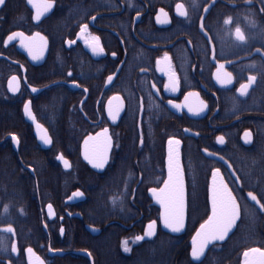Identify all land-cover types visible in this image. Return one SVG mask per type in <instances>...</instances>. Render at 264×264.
Returning <instances> with one entry per match:
<instances>
[{"label": "flooded vegetation", "instance_id": "af4514ba", "mask_svg": "<svg viewBox=\"0 0 264 264\" xmlns=\"http://www.w3.org/2000/svg\"><path fill=\"white\" fill-rule=\"evenodd\" d=\"M178 5L187 16L178 15ZM160 9L171 23L157 24V15L165 18ZM34 15L27 0H6L0 9V228H6L0 229V264H28L29 247L46 264L158 262L150 261L149 246L185 235L163 229L162 209L149 191L163 187L167 178L170 137L182 141L185 233L192 231V238L210 215L211 172L219 167L241 205L236 228L240 239L232 245L235 255L225 259L243 264L245 251L264 250V238L254 239L256 232L264 233V213L247 198L248 191L264 194V0H55L39 22ZM229 18L231 23L225 24ZM201 22L212 44L201 33ZM85 23L91 33L86 39L90 43L91 37H99L103 53L94 55L79 38ZM236 27L245 35L244 44L235 40ZM15 32L46 36L49 45L43 58L33 61L20 38L7 42ZM69 40L76 43L69 46ZM213 45L217 61L235 77L226 88L213 77ZM164 52L180 77L176 92L165 90L167 77L156 70V59ZM249 76H256V82L240 96L237 89ZM10 83H18L19 91L12 92ZM189 91H198L208 105L199 116L167 103H183ZM114 95L124 101L115 123L106 111ZM28 101L35 120L52 139L50 146L40 141L35 124L25 115ZM105 127L114 146L109 164L100 171L83 159L82 149L88 135ZM245 131L252 133L251 143L244 142ZM220 135L224 145L216 139ZM205 149L216 155H207ZM59 155L69 161V168ZM78 190L85 195L73 198ZM151 221L157 223L156 236L137 241ZM125 241L128 253L123 251ZM13 244L19 255L11 252Z\"/></svg>", "mask_w": 264, "mask_h": 264}, {"label": "snow or ice", "instance_id": "6c2138e0", "mask_svg": "<svg viewBox=\"0 0 264 264\" xmlns=\"http://www.w3.org/2000/svg\"><path fill=\"white\" fill-rule=\"evenodd\" d=\"M27 2L32 5L35 10V15L33 19L37 22L48 12H50L53 7L55 0H42V2H37V0H27ZM6 6V0H0V9ZM183 6H177V13L180 16H187V12L182 10ZM207 11V9H205ZM160 12L164 15V19H161L160 15L156 16V22L159 25H165L171 23V20L168 18L167 13L163 9H160ZM92 20H95V17H92ZM231 18L225 20V24H230ZM254 23V22H253ZM89 25L87 23L83 24L80 27L79 38L84 39L88 47H90L94 55L103 53L104 49L99 44V37H91V42L86 39V36H91V33L88 32ZM200 31L205 37H207L208 44H212L213 37L208 35V32L205 30L203 22L200 24ZM20 38V46L24 48L33 61H38L43 58L44 52L47 50L49 41L48 38L42 35L40 32H35L32 36H25L23 32H15L12 35L8 36L7 42ZM221 43L223 44V38L219 37ZM235 40L241 44H244L246 41L245 35L242 34V31L239 27L235 29ZM76 41L69 40L67 44L69 46L75 44ZM191 44V41H189ZM259 52L260 50L257 49ZM115 56V53L112 54ZM204 55L207 56V48L204 52ZM264 55V53H262ZM211 59L216 61V70L213 73V77L216 83L221 88H226L229 85H232L235 77L233 73L225 69L224 63L217 61L216 49L213 45L211 49ZM249 67H255V65H249ZM156 70L161 72L167 77V83H165L164 88L166 91L176 92L180 88V77L175 71L172 57L168 52H164L163 56L156 59ZM69 76L72 75L71 72L68 73ZM15 80L16 78L13 77ZM113 77H108V82H112ZM256 76H249L246 83H241L237 92L240 96H245L248 94L249 88L256 82ZM155 88V84L152 85ZM9 88L12 92L19 91V84L17 83L16 87H12L11 83ZM38 89L32 88V92L36 93ZM158 91V90H157ZM87 92V89H85ZM115 101V104L113 103ZM167 103L178 111L187 109L188 113L193 116H199L201 113L205 112L208 108L207 103L200 97L198 91H189L184 97L183 103L177 104L173 100H168ZM106 111L108 117L113 123H115L121 112L124 111V101L119 95L112 96L106 105ZM25 115L35 123V117L31 111V101H28L24 105ZM37 129H42V125L36 124ZM185 131H188L185 129ZM39 135V133H38ZM40 140L45 145H51L52 139L47 135V131L44 130L43 135H39ZM14 145H19V138L13 134L11 137ZM217 141L220 145L226 143L225 137L223 135L218 136ZM244 142H252V133L250 131H245L244 133ZM141 146L143 145V138L141 137ZM182 141L177 138L170 137L167 140V178L163 180V187H152L149 189L152 197L155 199L162 209L159 214L160 221L162 226L165 229L170 230L172 233H180L185 227L186 212H187V194H186V182L184 169L181 163V147ZM113 137L109 134V128L105 127L101 132L97 133L95 136L88 135L83 141L82 155L83 159L87 161L93 169L103 171L111 160V152L113 149ZM118 147V145H117ZM205 152L209 156L216 155V153L208 152L205 149ZM58 160L63 162L64 168H69L70 164L63 155L57 157ZM220 160H224L223 156L219 157ZM227 163V162H226ZM229 168L232 166L229 164ZM235 175V173H232ZM219 178V179H218ZM239 177H237V181ZM209 199L211 211L208 215L207 220L200 225L199 230L196 233V237L193 239V248L191 251V258L193 260L203 261L201 257L204 255L206 248L210 244L215 242H223L229 236V233L236 227L237 221L241 218V205L238 203L237 197L233 194L232 188L229 187V184L225 181L221 174L219 167L214 168L211 172V185L209 187ZM85 194L82 191H76L73 193V198L83 197ZM134 196V193H133ZM247 198L250 199L256 206H258L261 213H264V194L258 197L257 194H254L253 191L247 192ZM115 203V200H113ZM49 211L52 210V205H47ZM47 226V225H45ZM157 224L156 221H151L147 225L146 235L151 238L156 234ZM14 232V229H12ZM61 234H63V228H61ZM144 237L137 236L136 240L140 241ZM197 238L199 243L197 244ZM123 251L125 253L130 252L129 247L127 246V241L124 242ZM11 252L19 255V250L15 244L11 247ZM26 254L29 256L28 264H32L31 256L34 255L33 249L31 247L25 250ZM243 264H264V250L261 248H251L248 251L243 253ZM37 264H44V261L37 258Z\"/></svg>", "mask_w": 264, "mask_h": 264}, {"label": "trees", "instance_id": "16d2710c", "mask_svg": "<svg viewBox=\"0 0 264 264\" xmlns=\"http://www.w3.org/2000/svg\"><path fill=\"white\" fill-rule=\"evenodd\" d=\"M238 233L240 234V229L236 231L228 243L223 245H215L208 253L206 259L203 261V264H233L232 262H227L228 260L225 259V257L229 255H235V253L233 254L231 251L233 248L232 245H236V242H238L237 239H240ZM191 235L192 231H187L185 235L178 238L170 237V239L165 240L164 243L159 241L158 243L149 246L150 261H158L151 262L150 264H199L195 263L191 259ZM254 236L256 241H262L264 238V233L256 232ZM157 258L162 259L158 260Z\"/></svg>", "mask_w": 264, "mask_h": 264}, {"label": "water", "instance_id": "95a60500", "mask_svg": "<svg viewBox=\"0 0 264 264\" xmlns=\"http://www.w3.org/2000/svg\"><path fill=\"white\" fill-rule=\"evenodd\" d=\"M31 120V119H30ZM32 121V120H31ZM33 122V121H32ZM34 123V122H33ZM35 125L37 124V121L35 120V123H34ZM38 133H39V135H43L44 134V130H43V128L42 129H37V135H38ZM39 135H38V137H39ZM48 135V134H47ZM40 139V138H39ZM41 141V140H40ZM42 142V141H41ZM43 143V142H42ZM50 146V145H49ZM180 152H181V163H182V151H181V147H180ZM182 166H183V163H182ZM183 169H184V167H183ZM184 174H185V171H184ZM185 182H186V176H185ZM186 194H187V185H186ZM154 201H155V199H154ZM155 203H156V201H155ZM239 203V202H238ZM156 204H158V203H156ZM187 205H188V199H187ZM187 221H188V206H187V212H186V220H185V227H184V229L182 230V232H180V233H172V232H170V230H168V229H165V228H163L166 232H168V233H170V234H172V235H175V236H180V235H183V234H185V232H186V230H187ZM239 221L240 220H238L237 221V225H236V227L232 230V232H230L229 233V236L226 238V240L225 241H223V242H215L214 244H210L207 248H206V250H205V253H204V255L201 257V260L202 261H204V259L206 258V256H207V254H208V252H209V250L214 246V245H216V244H223V243H225L226 241H228L229 240V238L234 234V232L236 231V228H237V226H238V223H239ZM157 224V223H156ZM199 228H200V226H199ZM199 228L196 230V232L194 233V235L192 236V238H191V240H190V244H191V251H192V248H193V239L196 237V233H197V231L199 230ZM0 229H2V230H5L6 228H0ZM147 231V230H146ZM146 231H145V234H144V238L142 239V240H149V239H151V238H153L154 236H156V234H157V232H158V228L156 229V234L153 236V237H151V238H149L147 235H146ZM197 244L199 243V240H198V238H197ZM33 249V248H32ZM33 253H34V255H32L31 256V260H32V264H37V258H39V260H42V261H44V264H46V262H45V260L33 249ZM51 254H53V255H60V256H62V255H64V252H62V251H52L51 252ZM27 255V254H26ZM27 260H28V262H29V256L27 255ZM193 261H195L196 263H201V261H198V260H193Z\"/></svg>", "mask_w": 264, "mask_h": 264}]
</instances>
